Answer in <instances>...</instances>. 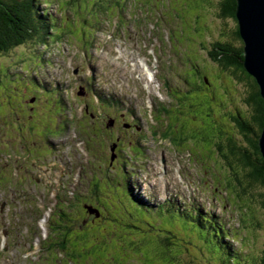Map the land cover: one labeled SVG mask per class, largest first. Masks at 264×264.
<instances>
[{"label": "rangeland", "instance_id": "1", "mask_svg": "<svg viewBox=\"0 0 264 264\" xmlns=\"http://www.w3.org/2000/svg\"><path fill=\"white\" fill-rule=\"evenodd\" d=\"M51 1L42 7L59 21L48 42L0 56V264L264 257V188L243 189L237 147L248 143L233 115L249 112L247 85L213 56L216 40L234 39L239 25L220 17L222 0ZM209 82L215 90L205 91ZM96 91L116 104L100 103ZM128 181L137 204H172L184 217H139L121 192ZM206 215L220 218L238 255L201 234L218 222ZM138 221L141 230L130 226ZM168 229L177 247L161 237Z\"/></svg>", "mask_w": 264, "mask_h": 264}, {"label": "trees", "instance_id": "2", "mask_svg": "<svg viewBox=\"0 0 264 264\" xmlns=\"http://www.w3.org/2000/svg\"><path fill=\"white\" fill-rule=\"evenodd\" d=\"M80 1L81 0H69L68 4L70 5L71 3L74 5L78 4ZM43 2L50 3L52 1L0 0V56L31 40H39L43 44L48 42V38L56 30L59 19H57L56 16L50 13L46 8L44 9L42 7ZM237 7L238 0H222L219 12L220 17H230L239 23ZM233 35L234 39L218 44V46L215 47L213 56L216 59V63L223 68V71H232V76L236 83L237 78V80L239 79L247 85L248 96L246 97V104L249 107V112L244 113L246 116H243V114L240 115L238 112L235 121L244 132L248 145L247 147H243L242 145L241 147H237L238 149L240 148L239 153L242 154V158L238 159L243 165L242 168H244L243 170L245 171V179H241V182L244 185V191H246V188H250L257 192V188H264V155L260 145V139L264 131V97L262 96L261 87L257 78L246 68L245 41L241 35L239 25L237 29L234 30ZM224 74L226 75L225 72ZM236 91L238 92V89H236ZM96 92L100 103H111V100L102 92ZM218 148L222 150L223 146L219 145ZM237 148L232 149L229 153L232 155L235 154ZM227 159H229V154ZM118 176L123 178L121 174ZM124 181H126V179H124ZM121 192L124 193V196L129 203L138 207L139 210H137V214L139 217L141 216L144 218V213L147 214L154 212L156 214L159 211H162L163 213L166 212L170 214L171 217H173L174 214L183 216L177 207L172 204L168 207H163L165 205L159 204L158 206L160 207L156 211H153L151 208H145L142 204H137V202L142 201L141 197L134 193L132 190V184L130 185L129 181L125 183V187L121 186ZM258 194L260 195L261 203L264 206V191H258ZM192 218L195 220L196 216H192ZM213 218L216 219L220 225L218 222L217 225L214 223L215 228L210 231L208 229L209 226L205 229L206 226L201 225L202 229H200L196 223H193L194 227H191L194 229H200L201 234L205 238H213L212 241H215L216 249H226L230 254L238 255V249L229 241L230 237L226 233L225 226L220 218L206 215L203 220L207 224H212L213 222L211 221ZM53 221L52 228H57L53 226L58 225L57 219L53 218ZM59 223L61 222L59 221ZM142 223L143 221H138L131 223L130 226L136 230H141ZM64 225L68 226L67 224ZM70 228L71 227L62 228L65 235L70 234V231L67 230ZM152 228L154 227L152 226ZM58 231H61V229ZM135 235H137V233H134L133 236L135 237ZM161 237H166L165 243L167 245L171 244L177 247L180 244L178 235L172 229H168ZM169 259L171 260V257H169ZM253 260L252 264H264V257H257V259L255 258Z\"/></svg>", "mask_w": 264, "mask_h": 264}, {"label": "water", "instance_id": "3", "mask_svg": "<svg viewBox=\"0 0 264 264\" xmlns=\"http://www.w3.org/2000/svg\"><path fill=\"white\" fill-rule=\"evenodd\" d=\"M237 17L241 35L245 41L247 70L257 78L264 97V0H238ZM79 95H86V88L79 87ZM36 97L31 101L34 102ZM89 111V110H88ZM261 149L264 155V131L260 139ZM112 159L116 158L114 154ZM96 217L101 215L99 208L93 205L85 206Z\"/></svg>", "mask_w": 264, "mask_h": 264}, {"label": "flooded vegetation", "instance_id": "4", "mask_svg": "<svg viewBox=\"0 0 264 264\" xmlns=\"http://www.w3.org/2000/svg\"><path fill=\"white\" fill-rule=\"evenodd\" d=\"M225 18H230V17H225ZM224 18V19H225ZM230 19H233V18H230ZM234 20V19H233ZM235 21V20H234ZM236 22V21H235ZM224 42H226L225 41V39L224 40H216V47L218 46V44H221V43H224ZM219 65V64H218ZM224 72V71H223ZM206 76V75H205ZM222 78V77H221ZM186 82L189 84V80L187 79L186 80ZM235 85H236V83H235ZM80 86H84V85H80ZM79 86V87H80ZM85 87V86H84ZM195 87L197 88V89H199L200 87H199V84H195ZM203 87H204V89H205V91H213V90H215V88L213 87V84L211 83V82H209V83H203ZM86 88V87H85ZM233 102H234V100H233ZM33 104V103H32ZM34 104H36V103H34ZM35 107V105L34 106H32V108H34ZM86 108H88V106L86 107ZM241 112V111H240ZM244 112V111H243ZM242 113V112H241ZM244 113H246V112H244ZM231 114V113H230ZM237 115V110H234L233 111V115ZM248 114V113H247ZM234 115V119L236 118V116ZM230 121H231V119H230ZM235 121V120H234ZM236 122V121H235ZM236 125H237V123H236ZM231 126V125H230ZM232 138H230V140H231Z\"/></svg>", "mask_w": 264, "mask_h": 264}, {"label": "bare ground", "instance_id": "5", "mask_svg": "<svg viewBox=\"0 0 264 264\" xmlns=\"http://www.w3.org/2000/svg\"><path fill=\"white\" fill-rule=\"evenodd\" d=\"M145 74V73H144Z\"/></svg>", "mask_w": 264, "mask_h": 264}]
</instances>
